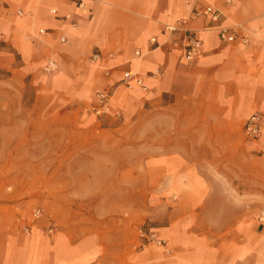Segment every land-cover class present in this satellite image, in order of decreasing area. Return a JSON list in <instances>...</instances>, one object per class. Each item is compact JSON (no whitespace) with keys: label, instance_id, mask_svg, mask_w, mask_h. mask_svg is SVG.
Segmentation results:
<instances>
[{"label":"crops","instance_id":"1","mask_svg":"<svg viewBox=\"0 0 264 264\" xmlns=\"http://www.w3.org/2000/svg\"><path fill=\"white\" fill-rule=\"evenodd\" d=\"M178 19L177 30L166 29ZM223 27L237 39H222ZM192 34L203 43L187 60ZM50 60L55 87L71 99L92 94L94 104L97 89L111 88L114 108L143 124V140L87 144L109 150L100 158L108 172L72 176L128 187L83 192L99 198L92 210L72 207L77 215L64 217L42 209L35 218L32 205L0 200V264H264V127L257 140L244 130L253 113L264 122V0H0V67L31 72ZM127 70L145 77L149 91L128 88ZM152 100L156 108H144ZM44 145L52 149L46 164L68 158L53 151L67 143ZM134 147L141 151L127 157ZM142 226L167 245H144Z\"/></svg>","mask_w":264,"mask_h":264},{"label":"rangeland","instance_id":"2","mask_svg":"<svg viewBox=\"0 0 264 264\" xmlns=\"http://www.w3.org/2000/svg\"><path fill=\"white\" fill-rule=\"evenodd\" d=\"M56 72L57 69L47 72L44 67L31 72L18 66L9 69L0 67V200L20 201L33 208H42L47 213V210L57 209L60 210V215L67 217L77 215L75 208L92 210L99 199L80 196L83 192L90 194L92 190L108 189V185L112 188V184H115L117 190L128 189L118 180L115 183L92 178L78 180L76 176H72L83 168L85 172L100 173L101 176L108 172V167L100 162V158L108 157L104 152L109 150L90 149L87 144L125 140L141 142L143 124L139 121L128 123L126 114L129 113L125 110H121V116H96L92 109L93 95L90 94L86 100L71 99L72 96L69 97L64 90L55 87L53 77ZM104 88L108 87L102 86L97 91ZM145 104L146 109L156 108L158 102L152 100ZM63 109L69 110L68 117L53 113ZM140 109L142 108L135 111L139 112ZM50 110L52 117H45ZM81 113L82 116H79ZM49 114L51 113L47 112L46 115ZM46 142H53L54 146L67 143V148H54L53 151L68 158L63 163L58 160L55 161L56 164L50 165L48 160L49 164H46L45 159L52 152V149H47L44 145ZM124 151L117 150L112 157H124L120 154ZM129 151L127 157L136 158L141 150L134 147ZM76 157L81 158L80 164H72L71 160H77ZM93 158L98 161H93ZM223 168L229 172V168ZM51 170L55 174L54 178L46 180L45 173ZM68 170L69 178L63 179L61 175L67 174ZM233 179L237 185L238 178ZM124 199L117 197L116 205H120ZM72 207L74 211L71 210Z\"/></svg>","mask_w":264,"mask_h":264},{"label":"built area","instance_id":"3","mask_svg":"<svg viewBox=\"0 0 264 264\" xmlns=\"http://www.w3.org/2000/svg\"><path fill=\"white\" fill-rule=\"evenodd\" d=\"M207 11L213 15L214 18H217L219 16L218 12L214 9L213 6H208ZM53 13H56V9H52ZM21 13V12H20ZM181 25V20L178 19L175 23H168L166 24V29L169 31H175L177 30ZM42 33H46V29H41ZM220 36L224 40L228 41H235L237 39V36L235 33H230L228 28L223 27L220 31ZM62 41H65V37L61 38ZM152 41L155 42L156 39L152 38ZM243 42H246V38H242ZM202 40L197 37L196 35H190L187 39V44L185 48V58L187 60H193L196 58L201 50L202 47ZM137 54L140 55L141 52L140 50H137ZM101 58L100 53H95L93 55L94 60H99ZM45 70L47 72H52L57 69V62L54 60H50L46 65H45ZM161 70L157 68L154 72L153 75L160 74ZM123 83L128 87V88H134V87H139L143 91H149L150 85L147 83L145 77H143L140 73L132 71V70H127L123 73ZM96 101L93 104V113L98 116L102 117L107 114H113L117 116H121V110L116 109L113 106V92L111 91L110 88H104L102 90H99L96 92ZM264 127V122H263V115L260 112L253 113L250 115L245 124H244V130L247 134L248 137L251 139L257 140L262 132V129ZM42 208H36L34 210V217L35 218H40L42 215ZM259 222L264 223V207L261 209L259 212V215L257 217ZM53 226H51L50 231H52ZM140 235L144 240V245L147 244H154L158 246H166L167 245V239L158 235L156 232L149 230L145 226L140 227L139 229Z\"/></svg>","mask_w":264,"mask_h":264}]
</instances>
